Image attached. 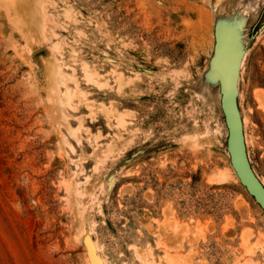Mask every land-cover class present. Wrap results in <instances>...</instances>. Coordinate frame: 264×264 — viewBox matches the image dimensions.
<instances>
[{
    "label": "rangeland",
    "instance_id": "rangeland-1",
    "mask_svg": "<svg viewBox=\"0 0 264 264\" xmlns=\"http://www.w3.org/2000/svg\"><path fill=\"white\" fill-rule=\"evenodd\" d=\"M219 30L264 186V0H0V264H264Z\"/></svg>",
    "mask_w": 264,
    "mask_h": 264
},
{
    "label": "water",
    "instance_id": "water-1",
    "mask_svg": "<svg viewBox=\"0 0 264 264\" xmlns=\"http://www.w3.org/2000/svg\"><path fill=\"white\" fill-rule=\"evenodd\" d=\"M225 37L222 30H219L215 35L213 56L210 60V75L215 76V74H218L219 76L220 108L228 132L227 151L229 162L240 184L264 212V187L250 165L238 111L236 81L238 79L239 63L238 58H236V49L234 45L231 51L224 47ZM224 60H229L227 69L224 68Z\"/></svg>",
    "mask_w": 264,
    "mask_h": 264
},
{
    "label": "bare ground",
    "instance_id": "bare-ground-1",
    "mask_svg": "<svg viewBox=\"0 0 264 264\" xmlns=\"http://www.w3.org/2000/svg\"><path fill=\"white\" fill-rule=\"evenodd\" d=\"M230 61H231V59H229ZM229 60H224L223 62H224V68L225 69H227V67H228V65H229ZM86 75H89V74H86ZM215 76H216V78H217V80L219 79L218 77V74L216 75L215 74ZM236 83H237V81H236ZM218 84H219V80H218ZM236 97H237V90H236ZM239 111V110H238ZM120 118V117H119ZM118 120H120V122H122V119H118ZM241 124H242V121H241ZM119 125V124H118ZM242 131H243V129H242ZM245 143V142H244ZM232 167V166H231ZM233 169V168H232ZM234 171V170H233ZM235 173V172H234ZM236 175V174H235ZM237 177V176H236ZM238 179V178H237ZM226 180V177L224 176L222 179H220V180H218V182L219 183H222L223 181H225ZM261 183V182H260ZM263 186V185H262ZM264 187V186H263ZM92 264H100V262L96 259V258H94V257H92ZM146 264V263H145Z\"/></svg>",
    "mask_w": 264,
    "mask_h": 264
}]
</instances>
